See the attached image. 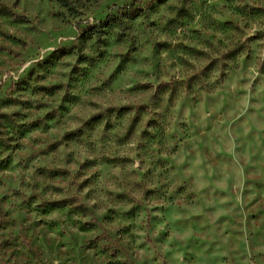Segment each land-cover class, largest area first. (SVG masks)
<instances>
[{
  "label": "rangeland",
  "instance_id": "1",
  "mask_svg": "<svg viewBox=\"0 0 264 264\" xmlns=\"http://www.w3.org/2000/svg\"><path fill=\"white\" fill-rule=\"evenodd\" d=\"M0 264H264V0H0Z\"/></svg>",
  "mask_w": 264,
  "mask_h": 264
},
{
  "label": "trees",
  "instance_id": "2",
  "mask_svg": "<svg viewBox=\"0 0 264 264\" xmlns=\"http://www.w3.org/2000/svg\"><path fill=\"white\" fill-rule=\"evenodd\" d=\"M103 27H110L117 25L116 18L112 17L111 19L107 20L106 22H102L101 24Z\"/></svg>",
  "mask_w": 264,
  "mask_h": 264
}]
</instances>
